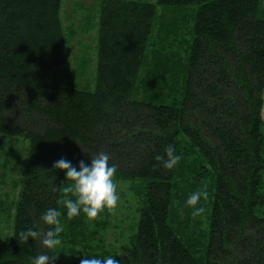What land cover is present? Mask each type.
<instances>
[{"label":"trees","instance_id":"trees-1","mask_svg":"<svg viewBox=\"0 0 264 264\" xmlns=\"http://www.w3.org/2000/svg\"><path fill=\"white\" fill-rule=\"evenodd\" d=\"M96 1L90 91L49 81L68 61L62 0H0V140L29 143L0 264L55 258L39 239L18 237L28 228L45 232L48 208L61 213L57 247L67 243L60 250L73 258L53 264L99 257L89 254L85 214L67 218L63 201L74 197L63 188L72 181L53 164L90 163L100 152L117 165L115 183L141 181L131 183L141 207L120 264H264V0ZM158 6L197 7L191 47L179 39L180 15L167 22ZM170 143L181 160L157 167ZM203 185L208 197L197 207L205 211L194 217L185 202Z\"/></svg>","mask_w":264,"mask_h":264},{"label":"rangeland","instance_id":"rangeland-1","mask_svg":"<svg viewBox=\"0 0 264 264\" xmlns=\"http://www.w3.org/2000/svg\"><path fill=\"white\" fill-rule=\"evenodd\" d=\"M149 1L156 2V0ZM100 9L101 4L96 0H62L60 18L64 27L68 61L50 72V83L90 91L95 89ZM157 10L160 19L165 17L167 22L174 13L180 15V19L176 22L179 24V39L185 45L184 50L191 47L197 7L158 6ZM262 16L264 17V8ZM188 37L190 43L186 47ZM28 147L29 143L22 137H6L0 140V239L4 241H9L13 237L16 205L27 166ZM140 182V180L116 182L118 195L116 207L111 210L104 209L95 219H89L85 223L90 239L89 254L100 258L112 256L119 260L122 248L129 245L137 229L138 210L141 204L139 195L131 190V183ZM95 220L101 224L98 228ZM65 244L67 243L61 247ZM61 247L54 249V257L64 262H71L73 258L62 255L63 252L71 254L68 248L62 251ZM75 250L80 254L88 251L81 246L76 247Z\"/></svg>","mask_w":264,"mask_h":264},{"label":"clouds","instance_id":"clouds-1","mask_svg":"<svg viewBox=\"0 0 264 264\" xmlns=\"http://www.w3.org/2000/svg\"><path fill=\"white\" fill-rule=\"evenodd\" d=\"M165 155H157L155 160L160 162L157 167L172 169L181 160V156L176 154L173 144L166 145ZM110 155L100 152L90 159V163L84 160L79 161L78 166H74L71 161L61 157L54 162L53 168L64 170L66 178L72 183L63 188L64 193H71L74 198H66L63 204L67 210L68 219L77 216L82 211L88 219H95L104 209H114L117 205V185L114 182V175L117 171L115 163H109ZM208 197L207 185L193 191L186 199V206L192 207V215L198 216L205 209L197 204L201 198L206 200ZM61 213L56 208H48L42 212L40 220L44 225L50 226L41 233L38 229L28 228L21 230L18 237L23 242L29 238L33 241L39 239L44 247L49 250L55 249L60 245V233L63 226L60 222ZM30 264H53L55 258L49 254H39L29 258ZM80 264H120V261L112 256L104 258L84 257Z\"/></svg>","mask_w":264,"mask_h":264}]
</instances>
